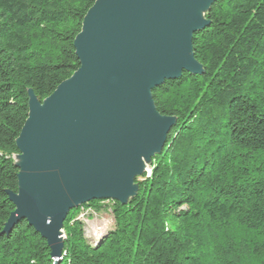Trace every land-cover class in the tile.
<instances>
[{
	"label": "trees",
	"instance_id": "trees-1",
	"mask_svg": "<svg viewBox=\"0 0 264 264\" xmlns=\"http://www.w3.org/2000/svg\"><path fill=\"white\" fill-rule=\"evenodd\" d=\"M97 0H0V264H55L47 242L6 224L29 91L42 102L79 70L74 42ZM194 35L202 75L153 91L176 124L115 229L91 245L72 210L60 264H264V0H218Z\"/></svg>",
	"mask_w": 264,
	"mask_h": 264
},
{
	"label": "water",
	"instance_id": "water-1",
	"mask_svg": "<svg viewBox=\"0 0 264 264\" xmlns=\"http://www.w3.org/2000/svg\"><path fill=\"white\" fill-rule=\"evenodd\" d=\"M217 1H96L74 42L79 70L42 102L29 91L5 233L27 221L60 264L72 210L137 196L136 179L176 124L157 111L153 91L184 72L203 74L193 38L209 26L205 14Z\"/></svg>",
	"mask_w": 264,
	"mask_h": 264
},
{
	"label": "rangeland",
	"instance_id": "rangeland-1",
	"mask_svg": "<svg viewBox=\"0 0 264 264\" xmlns=\"http://www.w3.org/2000/svg\"><path fill=\"white\" fill-rule=\"evenodd\" d=\"M151 162L152 160L147 163V176H150L152 173ZM102 203L103 206H107L108 208L100 212L94 211V208H80L77 215V219L84 225L85 237L91 245L96 244L105 235L115 229V217L110 209L112 202L103 201Z\"/></svg>",
	"mask_w": 264,
	"mask_h": 264
}]
</instances>
